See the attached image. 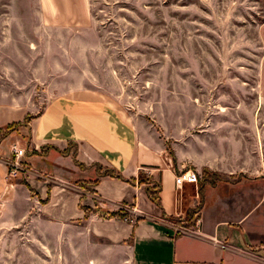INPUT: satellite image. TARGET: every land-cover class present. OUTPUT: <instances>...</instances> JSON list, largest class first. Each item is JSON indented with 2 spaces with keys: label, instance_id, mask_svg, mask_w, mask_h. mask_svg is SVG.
Listing matches in <instances>:
<instances>
[{
  "label": "crops",
  "instance_id": "1",
  "mask_svg": "<svg viewBox=\"0 0 264 264\" xmlns=\"http://www.w3.org/2000/svg\"><path fill=\"white\" fill-rule=\"evenodd\" d=\"M4 40L12 51L18 47L12 34ZM27 72L26 81L43 79L38 69ZM19 77L0 72V128L15 124L0 144V209L13 224L31 232L44 228L61 240L68 231L71 242L101 245L111 264H264V146L255 139L253 120L156 126L103 99L77 98L76 92L51 90L55 97L46 101L45 90L38 93L36 83L25 86ZM28 133L27 169L10 178V146ZM97 165L126 178L145 169L162 187L161 205L144 184L101 176ZM186 169L200 180L204 169L221 179L205 184L201 200L197 182L176 185ZM96 179V185L80 184ZM201 202L200 231L178 234L171 217H183ZM81 205L98 212L86 218ZM126 206L129 219L101 215Z\"/></svg>",
  "mask_w": 264,
  "mask_h": 264
},
{
  "label": "rangeland",
  "instance_id": "2",
  "mask_svg": "<svg viewBox=\"0 0 264 264\" xmlns=\"http://www.w3.org/2000/svg\"><path fill=\"white\" fill-rule=\"evenodd\" d=\"M6 69L46 101L51 90L76 92L156 126L253 120L264 146V0H0ZM37 69L43 79L26 81ZM29 135L18 141L25 149ZM193 226L176 223L178 232ZM43 229L13 224L0 209V264H111L101 245Z\"/></svg>",
  "mask_w": 264,
  "mask_h": 264
},
{
  "label": "trees",
  "instance_id": "3",
  "mask_svg": "<svg viewBox=\"0 0 264 264\" xmlns=\"http://www.w3.org/2000/svg\"><path fill=\"white\" fill-rule=\"evenodd\" d=\"M28 119H29V116H27L26 121ZM10 126H12V125H7L5 127H1L0 128V134L3 132V130L9 128ZM9 134L10 133L4 132L2 135H0V144ZM40 152L42 153L43 151H40ZM40 152H35V153H40ZM63 152L65 154H70V148L63 151ZM72 157L75 160V162L81 168H84V165L77 160L76 152L73 153ZM97 169L99 170V173L101 176L118 177V178H121L125 181L132 183V184H139V185L144 184L146 186V193H147L148 197L153 202H155L156 204L161 205L160 192L162 190V187H161L160 183H157L154 181L153 176L148 171H146L145 169H143V168L140 169L138 172V176L133 177V178H126V177L122 176L121 173H118L116 170L111 169L109 167H104L102 165H97ZM220 179H221L220 174L212 172L209 169L203 170V179H201V180L198 179L199 193L201 195V200H203L202 197L204 195L205 184H207V183L216 184L217 181H219ZM98 181H99V179H96L94 181H89V182H83L82 181V182H80V184L85 185V186L89 185V183L92 185H96ZM46 201L47 200L42 201V202H46ZM202 203L203 202L199 203L196 207L189 208L186 211L185 216L179 217V218L171 217V220H175V223H184L185 222V224H187V226L194 225L196 223V220L199 218V211L202 207ZM81 208L85 210L86 218H88L91 215V213H97L98 212V210L96 208L89 207V206L81 205ZM101 215L109 216V217H120L122 219H129V212L124 210L123 208L118 209V210L113 211V212H104L103 211V212H101ZM138 220L139 219H137V221ZM178 234H180V232Z\"/></svg>",
  "mask_w": 264,
  "mask_h": 264
},
{
  "label": "built area",
  "instance_id": "4",
  "mask_svg": "<svg viewBox=\"0 0 264 264\" xmlns=\"http://www.w3.org/2000/svg\"><path fill=\"white\" fill-rule=\"evenodd\" d=\"M11 154L9 160H7V166H8V177L10 178H17L19 177L26 169L27 166L23 161V157L26 155L27 150L23 148L18 142H14L10 146ZM198 175L196 171L192 169H186L183 170L180 174L176 176V185L177 187H182V185L185 182H197L198 183ZM123 209L127 210L128 207H122ZM199 218L196 220V223L194 224L193 228L187 231V229L181 228L182 232H191L193 234H197L199 229ZM219 244H221L222 247H225L226 245L220 241H217Z\"/></svg>",
  "mask_w": 264,
  "mask_h": 264
}]
</instances>
